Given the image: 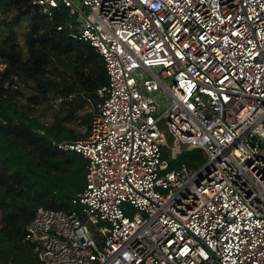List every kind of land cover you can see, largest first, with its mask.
<instances>
[{
    "label": "built area",
    "instance_id": "1",
    "mask_svg": "<svg viewBox=\"0 0 264 264\" xmlns=\"http://www.w3.org/2000/svg\"><path fill=\"white\" fill-rule=\"evenodd\" d=\"M29 1L68 7L107 75L88 134L52 141L87 163L79 209L25 226L43 263L264 264V0ZM162 119L198 169L162 157Z\"/></svg>",
    "mask_w": 264,
    "mask_h": 264
},
{
    "label": "trees",
    "instance_id": "2",
    "mask_svg": "<svg viewBox=\"0 0 264 264\" xmlns=\"http://www.w3.org/2000/svg\"><path fill=\"white\" fill-rule=\"evenodd\" d=\"M69 11L58 7L49 17L29 0H0V62L6 63L0 75V264L40 259L35 244L24 239L36 207L79 209L72 197L85 184L87 159L52 141L88 134L85 105L99 100L96 90L107 75L88 42L56 29ZM77 122L85 126L78 135ZM161 153L171 167L201 156L183 149L171 158L163 146Z\"/></svg>",
    "mask_w": 264,
    "mask_h": 264
},
{
    "label": "rangeland",
    "instance_id": "3",
    "mask_svg": "<svg viewBox=\"0 0 264 264\" xmlns=\"http://www.w3.org/2000/svg\"><path fill=\"white\" fill-rule=\"evenodd\" d=\"M82 8V6H81ZM76 14H78V11H76ZM15 29H17L18 31V36L20 37L21 36V32L22 30L24 29V23H21L20 25L16 26ZM28 92V87H25V90H24V93L25 95L27 94ZM92 108H93V104L91 102H88L86 105H85V111L88 112V111H92ZM160 128L161 130L163 131L164 133V143H163V148L165 150H169L170 147H171V141H170V137H168L167 135V131H166V125H165V119H162L160 121ZM74 129H75V134L78 135L79 133L78 132H83L85 131V126L83 123L81 122H77L76 124H74ZM184 148V147H183ZM183 150V149H182ZM181 150V151H182ZM185 150H189V149H185ZM190 150H193V149H190ZM195 150V149H194ZM180 151V152H181ZM196 151V150H195ZM198 151V150H197ZM177 158V157H176ZM179 159L177 160V163H178ZM205 161V158L204 156H199V158H197V156L194 157L193 159V162L191 164H187L188 166V171H194L196 169H198ZM180 163V162H179ZM178 163V164H179ZM90 227H93L90 225ZM31 264H44L43 261L41 259L39 260H36V261H33Z\"/></svg>",
    "mask_w": 264,
    "mask_h": 264
},
{
    "label": "water",
    "instance_id": "4",
    "mask_svg": "<svg viewBox=\"0 0 264 264\" xmlns=\"http://www.w3.org/2000/svg\"><path fill=\"white\" fill-rule=\"evenodd\" d=\"M76 11H79L78 7L75 6Z\"/></svg>",
    "mask_w": 264,
    "mask_h": 264
}]
</instances>
